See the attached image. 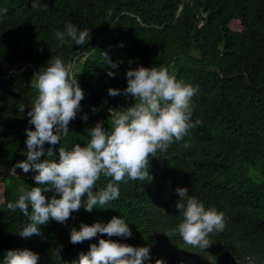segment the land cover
Returning <instances> with one entry per match:
<instances>
[{
    "label": "trees",
    "instance_id": "obj_1",
    "mask_svg": "<svg viewBox=\"0 0 264 264\" xmlns=\"http://www.w3.org/2000/svg\"><path fill=\"white\" fill-rule=\"evenodd\" d=\"M42 2L48 6L0 0V8L8 9L0 19V163L15 168L17 161L26 159L25 129L35 127L26 115L37 94L31 84L33 69L38 71L55 55L78 66L85 92L67 136L55 145L57 156L60 143H86L97 121L110 127L109 106L134 102L123 93L110 96L108 89L126 87L127 70L140 64L168 66L178 79L198 84L192 120L202 122L166 152L150 157L152 177L119 181V198L92 211L82 205L67 225L52 219L40 225L41 234L31 237L17 233L29 217L7 208V203L18 199L21 185L30 188L37 183L35 171L0 174V260L6 249L16 247L38 251L39 264L77 260L81 250L108 234L72 243L71 226L123 215L133 235L111 238L150 244L153 262L162 257L167 264H264V0ZM68 22L88 29L85 44H60L54 37V31ZM105 51L111 59L123 61L116 76L108 74L111 65L106 64ZM20 105H25L24 111ZM85 112L88 119L83 118ZM50 146L45 143V148ZM45 158L47 153L41 157ZM109 179L102 174L97 186ZM178 186H187L206 206L225 213L226 226L209 233L208 249L165 233L181 219Z\"/></svg>",
    "mask_w": 264,
    "mask_h": 264
},
{
    "label": "clouds",
    "instance_id": "obj_2",
    "mask_svg": "<svg viewBox=\"0 0 264 264\" xmlns=\"http://www.w3.org/2000/svg\"><path fill=\"white\" fill-rule=\"evenodd\" d=\"M32 6L40 8L48 4L32 0ZM7 11L0 8V19ZM54 37L60 44L71 40L83 45L88 40V29L68 22L63 29L54 31ZM103 54L108 57L106 64L111 65L108 74L116 76L123 61L111 59L106 51ZM126 76V87H109L108 93L130 95L134 102L122 108L109 106L110 127H105L104 121H97L89 128L90 138L86 143H75L72 147L60 143L57 156L55 145L67 136L70 121L82 108L85 92L73 64L60 55L52 56L33 74L31 84L37 94L26 115L30 118L28 124L35 127L25 129L26 159L17 161L15 168L25 173L34 170L37 183L30 188L21 185L18 199L7 203V208L19 209L29 217V222L17 231L20 236L41 234L40 225L52 219L67 225L73 211L82 205L92 211L119 198V181L152 177L150 157L166 152L172 143L183 140L190 129L202 122L198 118L192 120V98L199 90L198 84L178 79L168 66L157 64L130 67ZM92 108L98 110L96 105ZM20 109L24 111L25 105H20ZM83 118L88 119V113ZM46 142L51 146L45 148ZM45 153L47 158L41 159ZM102 174L111 179L98 187ZM175 191L180 196L176 207L181 219L165 233L169 237L179 234L188 244L208 249L212 244L209 233L222 231L226 226L224 211L206 206L203 200L190 194L187 186H178ZM104 233L108 238L99 235L87 251H80L77 260L66 264H167L162 257L153 262L150 244L137 246L111 238L133 235L131 224L123 215H114L108 221H82L79 227L73 225L70 240L83 242ZM40 260L38 251L16 247L5 250L0 264H39Z\"/></svg>",
    "mask_w": 264,
    "mask_h": 264
},
{
    "label": "rangeland",
    "instance_id": "obj_3",
    "mask_svg": "<svg viewBox=\"0 0 264 264\" xmlns=\"http://www.w3.org/2000/svg\"><path fill=\"white\" fill-rule=\"evenodd\" d=\"M73 68H74V70L76 72L79 71L78 66L76 64H74ZM85 105H84V107H85ZM24 173L25 172L22 169H17V168H14V167L7 166V165H5L3 163H0V174L1 175H5V174H15V175H17V174H24ZM1 178H2V176L0 177V201L2 199V193H3V188H4V185L1 182Z\"/></svg>",
    "mask_w": 264,
    "mask_h": 264
},
{
    "label": "water",
    "instance_id": "obj_4",
    "mask_svg": "<svg viewBox=\"0 0 264 264\" xmlns=\"http://www.w3.org/2000/svg\"><path fill=\"white\" fill-rule=\"evenodd\" d=\"M33 70H34V72H36L35 69H33ZM21 71H23V70H21Z\"/></svg>",
    "mask_w": 264,
    "mask_h": 264
}]
</instances>
